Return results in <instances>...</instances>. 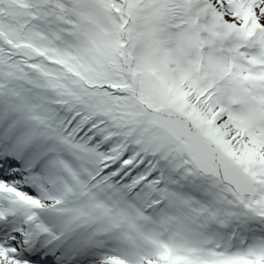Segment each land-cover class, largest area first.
<instances>
[{
    "label": "snow or ice",
    "instance_id": "1",
    "mask_svg": "<svg viewBox=\"0 0 264 264\" xmlns=\"http://www.w3.org/2000/svg\"><path fill=\"white\" fill-rule=\"evenodd\" d=\"M0 264H264V0H0Z\"/></svg>",
    "mask_w": 264,
    "mask_h": 264
}]
</instances>
